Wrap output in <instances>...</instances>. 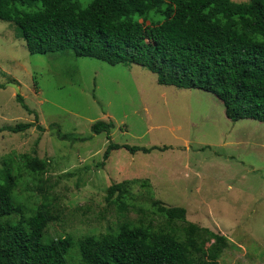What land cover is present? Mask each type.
I'll return each instance as SVG.
<instances>
[{
    "label": "rangeland",
    "instance_id": "1",
    "mask_svg": "<svg viewBox=\"0 0 264 264\" xmlns=\"http://www.w3.org/2000/svg\"><path fill=\"white\" fill-rule=\"evenodd\" d=\"M97 121L113 122L115 144L158 149H119L102 165L109 141L91 132ZM25 123L44 131L0 132V170L18 175L15 194L29 213L50 203L44 242L113 233L126 220L164 225L157 201L229 240L219 264H264V123L231 122L215 95L158 85L140 66H110L70 50L31 55L14 24L0 21V129ZM57 131L78 141H60ZM23 155L47 161L46 172L26 171ZM132 180L139 182L125 210L106 201L108 187Z\"/></svg>",
    "mask_w": 264,
    "mask_h": 264
},
{
    "label": "trees",
    "instance_id": "2",
    "mask_svg": "<svg viewBox=\"0 0 264 264\" xmlns=\"http://www.w3.org/2000/svg\"><path fill=\"white\" fill-rule=\"evenodd\" d=\"M84 1L0 0V21L14 24L31 55L70 50L110 66H140L156 76L158 85L215 95L231 122L264 123V0ZM15 100L32 113L22 96ZM33 127L44 131L25 123L0 132ZM113 128V122L104 121L91 126L94 135L104 133L109 141L102 165L119 149L131 155L158 149L115 144ZM57 133L60 141H78ZM22 160L30 173L47 170V161L29 155ZM19 180L7 166L0 170V264H219L230 245L225 236L187 222L185 209L157 201L155 212L164 225L126 220L113 233L44 242L53 220L51 205L45 199L29 213L15 194ZM138 182L111 185L106 201L125 210L130 186ZM140 186L150 193L148 180Z\"/></svg>",
    "mask_w": 264,
    "mask_h": 264
},
{
    "label": "water",
    "instance_id": "3",
    "mask_svg": "<svg viewBox=\"0 0 264 264\" xmlns=\"http://www.w3.org/2000/svg\"><path fill=\"white\" fill-rule=\"evenodd\" d=\"M8 86L12 87V88L14 89V91H15L16 93H18V91H19L18 86H16V85L13 84V83H9Z\"/></svg>",
    "mask_w": 264,
    "mask_h": 264
}]
</instances>
